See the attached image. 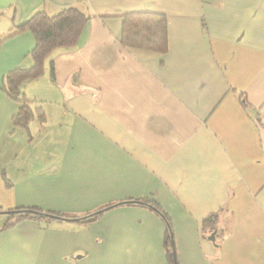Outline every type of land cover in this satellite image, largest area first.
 Here are the masks:
<instances>
[{"label": "crops", "instance_id": "1", "mask_svg": "<svg viewBox=\"0 0 264 264\" xmlns=\"http://www.w3.org/2000/svg\"><path fill=\"white\" fill-rule=\"evenodd\" d=\"M67 7L91 18L22 86L44 122L15 127L2 85L36 42L13 34ZM137 12L166 16V52L122 44ZM0 41V228L64 215L0 230V264H173L168 227L178 264H264V0H0Z\"/></svg>", "mask_w": 264, "mask_h": 264}, {"label": "trees", "instance_id": "2", "mask_svg": "<svg viewBox=\"0 0 264 264\" xmlns=\"http://www.w3.org/2000/svg\"><path fill=\"white\" fill-rule=\"evenodd\" d=\"M90 18V15L77 7H67L54 15L42 11L37 12L17 27V31L13 35L30 31L36 44L30 54L33 61L32 66L13 69L7 74L2 85V89L7 95L20 104L18 113L13 117L15 127L28 130L35 119L44 122L45 113L41 105L42 102L26 98L22 92V86L37 80L44 74L45 61L53 52L75 47L86 22ZM167 27L168 22L164 14L153 12L126 14L123 16L121 42L128 49L164 53L168 47ZM1 43L2 41H0ZM51 74H54L52 62ZM240 99H243L241 95ZM245 101L246 99L244 105L247 106ZM131 202L149 206L162 214L167 223L169 222L161 208L151 201L135 200ZM108 208L110 207L89 214L81 219V222L88 223L97 219ZM7 216L8 218L0 230L14 227L22 220L51 222L55 219H64V215L61 213L46 211L38 207L17 208L7 212ZM217 218V215H211L203 221V228L210 233L209 235L217 234ZM166 248L169 260L173 264H178L172 231L169 227Z\"/></svg>", "mask_w": 264, "mask_h": 264}, {"label": "water", "instance_id": "3", "mask_svg": "<svg viewBox=\"0 0 264 264\" xmlns=\"http://www.w3.org/2000/svg\"><path fill=\"white\" fill-rule=\"evenodd\" d=\"M68 220V219H67ZM211 239L214 240V235L211 236Z\"/></svg>", "mask_w": 264, "mask_h": 264}]
</instances>
